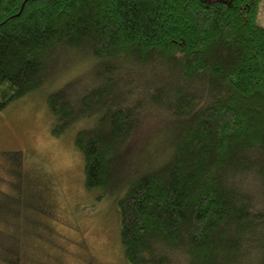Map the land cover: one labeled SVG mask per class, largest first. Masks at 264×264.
I'll return each instance as SVG.
<instances>
[{
  "label": "trees",
  "instance_id": "16d2710c",
  "mask_svg": "<svg viewBox=\"0 0 264 264\" xmlns=\"http://www.w3.org/2000/svg\"><path fill=\"white\" fill-rule=\"evenodd\" d=\"M261 2L0 0V114L51 86L69 59L89 60L86 76L48 105L56 137L77 130L86 188L124 192L123 264H264ZM138 110L152 112L166 145L128 173ZM2 156L11 181L41 182L22 151ZM51 181L44 173V199L59 210L61 188ZM40 212L51 215V205ZM20 256L0 246V264Z\"/></svg>",
  "mask_w": 264,
  "mask_h": 264
},
{
  "label": "rangeland",
  "instance_id": "374dc122",
  "mask_svg": "<svg viewBox=\"0 0 264 264\" xmlns=\"http://www.w3.org/2000/svg\"><path fill=\"white\" fill-rule=\"evenodd\" d=\"M258 21L264 26V0ZM88 61L80 57L69 59L50 79L51 86L11 103L0 114V246L13 252L20 250L19 264H91V257L100 264H123L117 201L124 192L86 188L83 155L74 142L77 130L72 128L56 137V118L48 105L51 93L86 76ZM135 114L140 121L138 128L141 127L133 137L130 160L125 164L124 172L128 173H133L136 163L158 160L164 151L159 147L165 142L164 135L151 127L152 112L138 110ZM144 138L147 141L139 145ZM10 151H22L32 170L31 178L41 181L38 185L11 181L6 173L8 162L2 156ZM44 173L50 174L54 187L61 188L57 203L62 201L59 210H64L65 216L56 203L44 199ZM43 205H51V215L40 212ZM71 219H76V231ZM9 235L15 238L12 245L6 244L5 236ZM13 261L16 262V255Z\"/></svg>",
  "mask_w": 264,
  "mask_h": 264
}]
</instances>
